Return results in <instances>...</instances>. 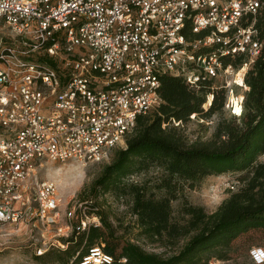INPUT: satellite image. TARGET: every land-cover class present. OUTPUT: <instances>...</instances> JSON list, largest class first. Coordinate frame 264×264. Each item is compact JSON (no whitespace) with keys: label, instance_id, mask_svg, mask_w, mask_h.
<instances>
[{"label":"built area","instance_id":"1","mask_svg":"<svg viewBox=\"0 0 264 264\" xmlns=\"http://www.w3.org/2000/svg\"><path fill=\"white\" fill-rule=\"evenodd\" d=\"M263 6L264 0H0V223L41 222L68 238L73 222L59 223L76 216L62 214L57 185L36 168L45 161H109L138 117L163 102L165 75L192 89L213 79L233 93L232 78L244 83L261 53L255 23ZM238 57L241 66L225 64ZM92 224L99 217L84 214L80 227ZM250 258L264 264V247H253ZM113 263L101 245L79 262Z\"/></svg>","mask_w":264,"mask_h":264},{"label":"trees","instance_id":"2","mask_svg":"<svg viewBox=\"0 0 264 264\" xmlns=\"http://www.w3.org/2000/svg\"><path fill=\"white\" fill-rule=\"evenodd\" d=\"M258 38L262 41L259 56L245 74L243 111L234 119H222L207 140L190 141L183 126L191 115L208 118L225 109L227 90L217 87L213 79H202L198 89L186 80L165 75L161 78L163 102L137 119L128 134L126 146L114 151L110 163L92 184L91 192L111 194L118 198L130 196L131 212L136 217L138 235L173 246L181 240L179 252L169 256L147 252L132 241L123 239L119 228L94 198L83 200L73 222L74 231L62 241L65 248L48 249L37 255L45 264H79L95 245H101L114 257L113 264H210L211 260H229L238 255L234 242L251 230L264 231V6L256 16ZM44 59V58H42ZM244 58H226L225 64L241 66ZM50 63L55 62L48 60ZM213 99L208 103V95ZM207 105V106H206ZM156 167L162 174L154 182L137 183L136 174ZM240 172L244 185L230 193L212 213L193 205L186 190H193L203 179L212 175ZM182 199V216H174L173 202ZM84 214L98 216L99 225L82 229ZM263 246L264 245H255ZM253 246V247H255ZM253 247H248L249 255Z\"/></svg>","mask_w":264,"mask_h":264},{"label":"rangeland","instance_id":"3","mask_svg":"<svg viewBox=\"0 0 264 264\" xmlns=\"http://www.w3.org/2000/svg\"><path fill=\"white\" fill-rule=\"evenodd\" d=\"M234 79L238 80L239 83L235 84ZM232 81L234 82L232 83L234 91L231 94H227L228 105L225 106L222 112H217L211 117L204 119L196 116L194 118L191 117L190 121L180 123L186 135L191 139L190 141H194L196 138L202 140L210 139L222 119L235 120L234 116H240L248 88L244 85L241 77L236 78L234 76ZM124 146L125 144L123 143L115 147L112 155H114L116 149ZM112 158L102 163H88L86 165L72 160L66 162L45 161L42 163L43 165L36 168V172L40 179L53 181L57 185L61 198L60 209L62 214L73 211L74 216H77L79 209L84 208L83 200L94 198L101 208L109 214L110 220L118 226L119 234L123 236V239H131L140 244L147 252L158 253L162 256H169L179 252L184 245L183 240L171 246L168 243L152 241L138 235V228L135 225L136 217L131 212L132 199L130 196L120 198L111 194H100L97 196L91 192L94 180L101 175L104 165L110 163ZM260 160H264V156H261ZM161 174L162 170L160 168L152 167L148 171L136 174L131 180L140 184L150 181L154 182ZM242 175L243 173L240 172H228L222 175L208 176L195 189H187L185 192L186 198L189 203L202 206L208 213H212L230 196L231 192L238 191L244 185ZM229 183L235 184V189H232ZM183 204L184 201L182 199L173 202L174 216L176 218L182 216ZM75 218L69 220L64 216L59 225L62 226L74 222ZM60 237L58 228L54 225L49 226L41 222L0 223V264H45L43 260L37 259V251L53 247L56 248L54 251H57V248L61 246L59 240L62 242V239H59ZM259 244L264 245V231L251 230L234 242V247H239L238 255L232 253V257L229 260L214 258L210 264H254L250 258L248 247ZM50 264L60 263L54 262Z\"/></svg>","mask_w":264,"mask_h":264},{"label":"snow or ice","instance_id":"4","mask_svg":"<svg viewBox=\"0 0 264 264\" xmlns=\"http://www.w3.org/2000/svg\"><path fill=\"white\" fill-rule=\"evenodd\" d=\"M237 111H239V109H237Z\"/></svg>","mask_w":264,"mask_h":264}]
</instances>
